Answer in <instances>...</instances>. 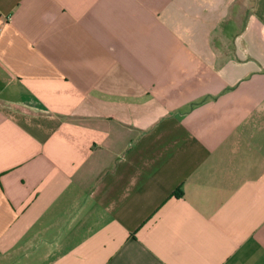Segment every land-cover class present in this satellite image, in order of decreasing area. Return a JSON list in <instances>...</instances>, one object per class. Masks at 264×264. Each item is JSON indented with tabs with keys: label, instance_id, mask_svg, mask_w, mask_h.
<instances>
[{
	"label": "crops",
	"instance_id": "obj_1",
	"mask_svg": "<svg viewBox=\"0 0 264 264\" xmlns=\"http://www.w3.org/2000/svg\"><path fill=\"white\" fill-rule=\"evenodd\" d=\"M0 264H264V0H0Z\"/></svg>",
	"mask_w": 264,
	"mask_h": 264
}]
</instances>
